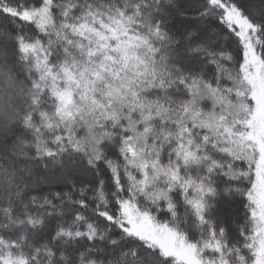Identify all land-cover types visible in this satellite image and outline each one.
Segmentation results:
<instances>
[{"label":"snow or ice","instance_id":"obj_1","mask_svg":"<svg viewBox=\"0 0 264 264\" xmlns=\"http://www.w3.org/2000/svg\"><path fill=\"white\" fill-rule=\"evenodd\" d=\"M0 264H264V0H0Z\"/></svg>","mask_w":264,"mask_h":264}]
</instances>
